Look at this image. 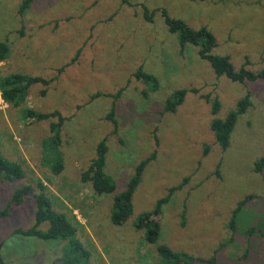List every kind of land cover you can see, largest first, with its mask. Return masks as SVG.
I'll list each match as a JSON object with an SVG mask.
<instances>
[{
	"label": "rangeland",
	"instance_id": "374dc122",
	"mask_svg": "<svg viewBox=\"0 0 264 264\" xmlns=\"http://www.w3.org/2000/svg\"><path fill=\"white\" fill-rule=\"evenodd\" d=\"M21 2L0 0V42L7 39L9 46L0 79L20 74L49 83L29 87L16 108L0 96V151L24 172L21 180L0 183V212L16 189L36 188L40 181L54 209L76 217V237L93 264H157L155 246L145 243L133 222L186 179L162 209L158 244L193 256L194 264H264V172H252L264 153V82L239 85L217 78L192 46L181 56L177 37L168 33L159 11L193 29L208 28L216 38L215 54L228 55L237 69L247 59V68L258 71L264 68V0H33L22 14ZM142 6L150 11L151 22L143 18ZM78 50L77 62L69 63ZM139 67L158 78L157 92L148 93L132 77ZM184 88L199 93L186 95L175 114L159 115L164 100ZM120 89L114 125L106 119L113 103L108 96ZM248 92L251 106L239 117L223 152L210 130V104L200 95L219 100L216 117L223 119ZM24 109L58 111L65 118L59 176L41 157V144L56 119H23ZM101 141L108 148L105 173L117 193L155 152L133 196V217L120 228L109 220L112 197H95L81 181ZM238 202L243 207L231 231L228 224ZM34 211L32 194L0 218L4 264H62L56 260L64 243L13 234L34 224ZM259 226L263 235L256 232Z\"/></svg>",
	"mask_w": 264,
	"mask_h": 264
},
{
	"label": "trees",
	"instance_id": "16d2710c",
	"mask_svg": "<svg viewBox=\"0 0 264 264\" xmlns=\"http://www.w3.org/2000/svg\"><path fill=\"white\" fill-rule=\"evenodd\" d=\"M32 1L33 0H22L19 8L21 14L28 10ZM123 1L126 2V0ZM142 9L143 18L147 22H151L152 15L149 13L150 11L145 6H142ZM159 11L168 33L176 35L177 37L179 46L178 52L181 56L184 54L187 45L192 46L197 48V57L210 66L217 78H225L229 82L239 85L257 81L264 82V68L258 71L248 69L249 63L246 59L245 63L237 69L228 55L215 54L214 50L217 47L216 38L208 28L200 27L198 29H193L186 24L185 21L170 17L166 10L160 9ZM79 54L80 51L78 50L69 63H76ZM8 55L9 46L6 39L0 42V62L7 60L9 57ZM63 69L64 68L59 69L58 74H61ZM132 77L136 81L144 84L148 88V93L157 92L159 89L158 78L152 74L146 73L142 67H139ZM55 80H57V78L52 79L51 82ZM48 83L49 82L38 77L32 78L20 74H10L0 79V96L5 103L16 108L25 100L29 87L36 84L46 86ZM123 91L124 89H120L114 95L108 96L113 98V103L106 119L114 125L117 123L115 120V101L118 100ZM189 93L198 94L199 91L194 88L174 90L162 103L163 110L159 115L166 116V114H175L177 109L183 104L186 95ZM143 95L147 96V93L143 91ZM99 96L100 94H96L94 97H91V100ZM200 98L210 104L211 115L213 116L210 121V130L213 133L216 144L224 152L229 146L231 134L239 117L245 115L248 108L251 106L250 93L248 92L244 97L239 99L235 109L230 110L223 119L216 117L221 108V103L216 97L210 99L209 95H200ZM21 113L23 119L28 120L47 121L56 119V122H51L49 124L50 135L47 137L48 139L41 144V157L42 162L48 166L51 174L59 176L64 168L60 143L61 127L65 118H63L58 111H53L50 114H42L24 109ZM157 140L158 139H155L156 144ZM107 150L108 148L104 141L98 143L95 149V157L81 173V181L90 185L91 191L95 197H112V203L109 209V220L113 226L120 228L121 226L124 227L133 217V196L142 181L145 168L153 161L155 152L136 166L134 174L128 181L126 188L122 192L117 193L115 182L105 173ZM207 151L208 147H205L203 155L206 156ZM221 164L222 158L220 164L215 168V176H219ZM252 172L257 175L263 174L264 153L253 163ZM23 178L24 172L22 168L18 164L5 159L0 151V183H13ZM186 183L187 180L185 179L179 185L170 188L166 196L159 198L152 211L139 214L133 222L135 231L143 232L145 243L155 246L154 250L158 262H156L157 264H194L195 258L193 256L182 252H175L166 245L158 244L161 229L160 218L163 214L162 209L170 202L173 194L176 191H180ZM32 194L35 205L34 224L27 230L18 229L13 234L23 237H33L43 242L53 241L64 243L60 249L61 256L56 260L62 264H93L90 260V252L86 249L82 241L76 237V226L79 225L76 217H69L55 210L53 202L46 194V187L40 181L36 183V188L30 184H26L16 189L5 210L0 212V218L8 216V210L13 205L19 206L23 204ZM242 207V202H238L236 208L232 211V218L228 224L231 231H235L236 229L234 221L237 213L241 211ZM184 214L185 211L183 209V218ZM42 226H46L45 230L40 229ZM261 228L262 227L259 226L258 231H256L258 234H262ZM253 230L251 229L247 231V233L255 232L254 228ZM1 249L2 244L0 243V253ZM208 263L212 264L213 262L209 260ZM0 264H4L1 254Z\"/></svg>",
	"mask_w": 264,
	"mask_h": 264
}]
</instances>
